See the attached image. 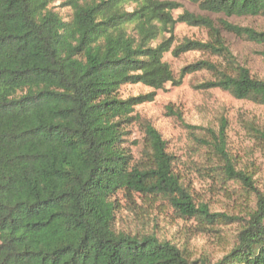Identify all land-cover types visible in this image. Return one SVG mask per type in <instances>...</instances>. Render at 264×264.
<instances>
[{
    "label": "trees",
    "instance_id": "trees-1",
    "mask_svg": "<svg viewBox=\"0 0 264 264\" xmlns=\"http://www.w3.org/2000/svg\"><path fill=\"white\" fill-rule=\"evenodd\" d=\"M56 1L0 0V264H195L186 250L116 226L119 194L163 199L181 218L212 233L229 221L205 204L196 208L166 142L134 114L151 95L123 99L120 89L158 91L206 71L211 78L200 89L264 107V80L236 61L212 21L172 14L183 1L205 13L264 18V0H63L68 19L55 11ZM176 24L204 29L207 40L184 39L173 57L199 52L219 63L186 65L175 81L163 61L170 38L154 43ZM221 26L264 44V31ZM134 123L144 134L136 161L128 148ZM184 128L223 172L251 183L234 169L225 119L217 131ZM244 129L264 135L252 122ZM214 264H264V196L256 195L234 245Z\"/></svg>",
    "mask_w": 264,
    "mask_h": 264
},
{
    "label": "rangeland",
    "instance_id": "rangeland-1",
    "mask_svg": "<svg viewBox=\"0 0 264 264\" xmlns=\"http://www.w3.org/2000/svg\"><path fill=\"white\" fill-rule=\"evenodd\" d=\"M63 2L54 3L55 11L68 19L71 11L61 6ZM177 3L180 8L173 11L174 18L182 12L209 18L220 30L236 61L245 65L251 75L264 80V44L247 42L224 31L221 26L224 22L264 31V18L226 17L202 12L187 2ZM169 38L171 50L163 56V61L168 64L175 81H178L180 69L186 65L198 61L219 63V59L199 52L177 58L171 54L184 39L206 41L204 29L176 24L171 35L163 34L154 45ZM210 78L209 73L201 71L185 76L179 85L168 83L158 91L142 85L120 89L123 99L151 95L153 100L135 107L134 114L148 121L166 142L167 153L175 159L174 171L196 208L205 204L210 213L225 215L229 221L227 225L215 227L212 233L193 219L181 218L163 199L119 194L116 226L127 232L153 235L159 241L186 250L187 257L195 264H214L225 256L234 245L237 232L254 210L256 195L264 196V135H249L244 129L245 123L252 122L264 130V107L235 100L218 89H200L199 86ZM221 118L227 122V151L234 169L251 180L248 185L223 172L221 164L212 155H206L193 144L184 128L189 125L217 131ZM128 135V148L136 161L140 156L143 129L134 123L128 129Z\"/></svg>",
    "mask_w": 264,
    "mask_h": 264
}]
</instances>
